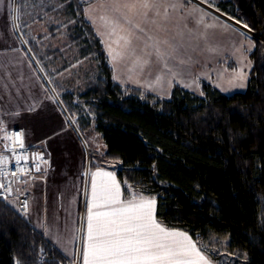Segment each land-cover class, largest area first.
Segmentation results:
<instances>
[{"label":"trees","instance_id":"16d2710c","mask_svg":"<svg viewBox=\"0 0 264 264\" xmlns=\"http://www.w3.org/2000/svg\"><path fill=\"white\" fill-rule=\"evenodd\" d=\"M64 2L77 21L74 41L100 75L79 96L61 91V103L78 115L81 132L99 135L104 158L119 164L125 195L155 197L158 222L194 241L228 240L229 252L245 259L238 264H264V0H214L213 8L259 37L247 90L226 95L202 81V96L176 86L169 99L117 84L85 4ZM0 264L68 261L0 203Z\"/></svg>","mask_w":264,"mask_h":264},{"label":"crops","instance_id":"0c3cea01","mask_svg":"<svg viewBox=\"0 0 264 264\" xmlns=\"http://www.w3.org/2000/svg\"><path fill=\"white\" fill-rule=\"evenodd\" d=\"M79 1L85 4L84 15L85 9H88V15L94 21L91 22L85 15L86 21L102 42L113 70V79L117 84L140 89L163 99H169L176 86L202 96V81L213 85L222 93L226 92L224 93L226 95L234 94L232 90H243L240 92L247 90L252 69L250 55L255 50V41L240 38L230 30H223L219 26L209 30L207 40L190 39L188 29L193 28L194 21L191 18L185 20L183 16L190 12L193 6L203 8L211 13L212 17H218L221 23L226 22L246 34L240 24H235L234 20H229V17L201 3V0L185 3L182 10H170L166 25L167 32L157 31L155 26L149 23L142 24L153 37L159 36L160 39H168L184 45L167 61L171 72L158 62L155 54L149 56L152 49L145 47L147 43L145 35L140 34L137 38L134 34L132 44L128 48L124 47L123 40H120L119 44L116 43L121 35L128 34L129 26L121 25L123 31L116 29L113 33L111 25L100 17H113L118 13H115L111 7L102 8L100 6L102 0ZM64 3L69 4L64 0H6V4H0V18L5 11L10 18H13L15 12L16 18L19 17L18 25L25 29L21 40L16 35L18 40L6 44L0 43V66L3 65L2 69L0 68L2 82L0 128L2 134L10 130H22L28 146H38L48 153L50 163L42 176L35 180H25L19 185V191L29 197L28 220L68 262L79 259L80 264H83L87 204L91 200V174L97 170L113 173L121 189V199H130L131 195L128 197L124 193L117 174L116 162L104 158L106 147L99 135L89 132L85 141L74 121L67 118L56 94V88L61 87L58 76L68 69L64 66V61L73 55L71 50L79 49L77 42L63 39ZM205 20L207 23L213 22L207 17ZM134 22L141 23L138 19ZM185 23L188 28L184 27ZM241 45H243L241 51H235ZM110 47L121 52L122 56L112 60L109 56ZM144 60L150 62L144 64ZM241 69L246 73L247 79L244 81L245 86L237 89L235 84L239 82H233L232 77ZM157 77H160L159 81ZM50 80H54L55 83H49ZM8 81L14 82L15 85L17 81H21L22 85L10 88L6 83ZM16 97L19 101L11 100ZM49 97H54L55 102ZM47 105L54 108L49 116ZM21 114L24 115L23 118H20ZM20 120L25 124L19 123ZM34 128L39 129L40 133L38 136L37 133H33L28 140L27 132ZM59 159L64 160L63 165L56 162ZM72 160L76 161L74 166L72 164L69 166L65 162ZM112 164L115 167H112ZM59 168L60 173L55 175ZM50 184L56 187L50 190L55 193L51 199L47 195ZM41 226H45L47 232L45 227Z\"/></svg>","mask_w":264,"mask_h":264},{"label":"snow or ice","instance_id":"6c2138e0","mask_svg":"<svg viewBox=\"0 0 264 264\" xmlns=\"http://www.w3.org/2000/svg\"><path fill=\"white\" fill-rule=\"evenodd\" d=\"M185 3H191V0H102L100 5L102 8L111 7L118 15L101 16L100 19L111 25L113 33L116 29L123 31L121 25L129 26L128 34L121 35L116 41L119 44L120 40H123L125 48L131 46L134 34L137 38L140 34L145 35L147 37L145 47L152 49L149 56L155 54L158 62L171 72L167 61L184 45L168 39H160L159 36L153 37L142 24L149 23L155 26L157 31L167 32L166 25L170 10H182ZM201 3L207 4L209 7L214 6V0H201ZM0 4H6V0H0ZM216 11L218 12L219 9L217 8ZM85 15L94 23L92 17L88 15V9H85ZM206 17L212 19L213 22L207 23ZM183 18L185 20L191 18L194 21L193 28L188 29L190 39L207 40L209 30L215 29L217 26L223 30H230L237 36L244 37L245 40L250 39L244 32L238 31L226 22L221 23L218 17H212L211 13L199 6H193L190 12L184 14ZM137 19L141 23L134 22ZM228 19L233 20L234 18L229 17ZM235 24H240L243 28L251 31L246 22L235 20ZM184 27L188 28L187 23ZM16 30L17 24L12 22V31ZM22 42L27 43V41ZM242 48L243 45L236 48L235 51L240 52ZM109 56L112 60H116L122 56V53L110 47ZM137 59L139 62V58ZM149 62V60L143 61L144 64ZM159 79L160 77H157V81ZM246 79L247 75L243 69L235 72L232 77L233 82H239L235 86L240 88L245 86ZM49 83H55V81L50 80ZM49 98L55 102L54 97ZM22 135V133L6 134L4 139L13 144L19 142V147L24 149ZM10 150L16 153L14 147ZM28 159L29 156L23 153L15 154L19 172L26 171L24 168H19V165L21 161ZM32 159L47 163L42 156L33 155ZM7 162L8 158L0 155V175L5 177L9 175L5 171ZM40 170V165L37 163L36 171ZM11 175L16 177L17 172L13 171ZM11 185L12 181L7 184L0 182V190H2L0 191V203L26 217L28 202L25 200L19 208L15 207V203L9 200L13 191ZM16 191L19 192V189ZM121 195L120 186L113 173L97 170L91 174V200L87 204V232L82 251L83 264H214L213 254L222 255L218 250L210 249L202 241L194 242L188 233L169 229L159 223L155 215V197H145L138 192H133L130 199L122 200ZM45 232H47L46 227ZM53 242L58 243V241ZM216 264H223V262H216Z\"/></svg>","mask_w":264,"mask_h":264},{"label":"rangeland","instance_id":"374dc122","mask_svg":"<svg viewBox=\"0 0 264 264\" xmlns=\"http://www.w3.org/2000/svg\"><path fill=\"white\" fill-rule=\"evenodd\" d=\"M63 10H64L63 39H64V41H74V39L76 37L75 32L77 29L76 28V21H75L74 17L72 16L71 11H69L70 10L69 4L64 3V9ZM67 11H69V12H67ZM13 14H15L13 16V18H10V16H8V12L5 11L4 15L0 18V43L6 44L8 42H13L15 40H18L17 36L21 40V35L25 34V29L23 28V26L18 25V23H17L16 13L13 12ZM12 21L17 24V30L16 31H12ZM240 27H241V25H240ZM241 28L246 32L247 36L250 37V40H254L256 38V36L254 35L255 34L254 32L249 31L248 29H245L243 27H241ZM71 52H73V55L69 56L70 58H68L67 61H64L65 62L64 66L66 68H68L67 71L62 72V74H60L58 76V77H60L59 83H61V87L59 89L56 88V91H57L56 94L58 95L59 99L61 97V93H60L61 91H70V92L74 93L76 96H79V95L85 93L91 87L92 83L100 75L99 69H98V64L93 59L84 58V56H82L80 49H78L76 51L73 49V50H71ZM2 66H0L1 69H2ZM62 66H63V64H62ZM6 83L9 85L10 88L19 87L22 85L21 81H19V82L17 81L16 85L14 82L12 83V82L8 81ZM1 87H2V82L0 81V88ZM60 89H61V91H60ZM237 89H240V88L237 87ZM240 91H243V90H232V93L240 92ZM224 93H226V92H224ZM11 100L12 101L15 100L16 102L19 101V99L17 97L15 99L12 98ZM60 101H61V99H60ZM47 109H48V116H49L51 111L54 108L49 107V105H47ZM64 110H65V108H64ZM65 113H66V116L68 119H71L72 121H74V123L76 124V127L78 128L79 132L81 133V135L83 136L85 141L88 138L89 132H90V134L95 133L92 128L89 129L88 132H86V131L81 132L79 127H78V115L72 116L66 110H65ZM53 114L55 115L56 113H53ZM23 117H24V115L21 114L20 118H23ZM19 123L25 124V122H23V120H20ZM59 123H61V121H59ZM55 125H57V124H55ZM1 131H2V128H0V152H2L5 149L6 140L4 139V136L7 134V133L2 134ZM28 131H29V132H27V139L28 140L31 139L30 135H33V133H37L36 136H38L40 133V130L37 128L29 129ZM63 136H69V135H63ZM26 144H28V142H26ZM90 157H92V151H90ZM56 162L59 165L64 164L63 159H59ZM65 162L69 166H71V164L73 166L76 164V161H73V160L72 161H65ZM112 162H114V161H112ZM115 164L117 166H119V164H117V163H115ZM113 166L114 165L112 164V167ZM117 166H116V168H117ZM87 167L88 168L90 167V163H89V165H87ZM58 171H60V168H59V170H57L55 175L60 173ZM52 187L56 188L53 184H50L48 189H47L48 190L47 195L50 199L55 194V193L50 191V190H52ZM29 205H30V202H29ZM206 245H208V247L210 249L218 250L219 253H221L222 255H216V256H220L227 264H238L236 261L244 262V260H245L243 257L229 252V250H228L229 241L226 239L212 238Z\"/></svg>","mask_w":264,"mask_h":264},{"label":"built area","instance_id":"2783aa9c","mask_svg":"<svg viewBox=\"0 0 264 264\" xmlns=\"http://www.w3.org/2000/svg\"><path fill=\"white\" fill-rule=\"evenodd\" d=\"M13 133L23 134V131L22 130H10L7 132V134H13ZM22 141L25 146L24 149H21L19 147V142H16L15 144H13L11 141L6 140L5 149L2 152H0V155H3L8 158V162L5 166V171L9 173V175L6 177L0 175V182H4L5 184H7L9 181H12L11 186H12L13 191H12V194L9 196V200L13 201L15 203V207L17 208H19L22 202H24L25 200L28 202V205H29L28 195L24 192L16 191L17 189H19V185L25 180H35L41 177L45 171V168L50 163L48 153L44 149L38 146H28L25 142L24 134L22 135ZM13 147L16 149V153H13L10 150ZM19 153H23L29 156V159L27 161H21L19 165V168H24L26 170L24 173L19 172V169L15 162V154H19ZM33 155L42 156L43 160L46 161L47 163H44L39 160L33 161L32 159ZM37 163H39L40 169H41L39 172L36 171ZM13 171L17 172L16 177H13L11 175V172ZM17 214L19 215L21 219L27 220L30 215V205L28 207V214L26 217L20 213H17ZM40 260L41 262H44L46 260V255H42ZM68 264H80V261L79 259H76V260L70 261Z\"/></svg>","mask_w":264,"mask_h":264},{"label":"water","instance_id":"95a60500","mask_svg":"<svg viewBox=\"0 0 264 264\" xmlns=\"http://www.w3.org/2000/svg\"><path fill=\"white\" fill-rule=\"evenodd\" d=\"M255 35V34H254ZM257 38H259L257 35H255Z\"/></svg>","mask_w":264,"mask_h":264}]
</instances>
